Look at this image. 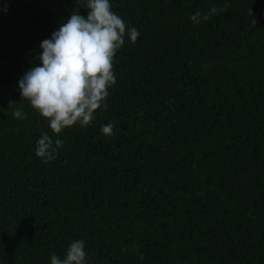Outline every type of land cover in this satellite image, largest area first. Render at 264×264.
<instances>
[{
  "label": "trees",
  "instance_id": "16d2710c",
  "mask_svg": "<svg viewBox=\"0 0 264 264\" xmlns=\"http://www.w3.org/2000/svg\"><path fill=\"white\" fill-rule=\"evenodd\" d=\"M82 3L0 0V264H51L74 240L85 264H264V0H110L140 36L107 108L57 135L19 80ZM43 133L64 141L47 164Z\"/></svg>",
  "mask_w": 264,
  "mask_h": 264
},
{
  "label": "clouds",
  "instance_id": "9594fccd",
  "mask_svg": "<svg viewBox=\"0 0 264 264\" xmlns=\"http://www.w3.org/2000/svg\"><path fill=\"white\" fill-rule=\"evenodd\" d=\"M81 6L88 9L87 16L74 11L50 39L43 40L40 43L43 51L38 57L41 65L26 71L19 80L21 97L47 119L57 135L75 124L90 125L95 112L107 108L104 101L108 89L116 83L113 71L116 52L123 47L126 34L133 44L140 36L135 27L127 29L123 19L112 11L110 0H83ZM222 10L212 7L207 14L197 11L190 19L199 24ZM13 116L23 119L25 113L16 108ZM113 128L114 124L108 123L101 131L112 136ZM63 145L62 139L53 140L43 133L36 143L35 155L47 164L57 157ZM85 261L83 240L72 241L64 258L51 257V264H85Z\"/></svg>",
  "mask_w": 264,
  "mask_h": 264
}]
</instances>
